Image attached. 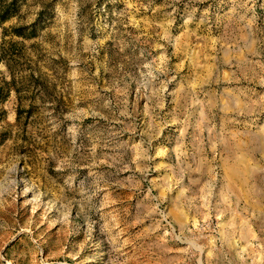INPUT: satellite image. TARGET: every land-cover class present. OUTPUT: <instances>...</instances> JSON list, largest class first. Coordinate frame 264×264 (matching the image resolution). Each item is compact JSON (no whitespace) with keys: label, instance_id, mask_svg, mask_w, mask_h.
<instances>
[{"label":"rangeland","instance_id":"1","mask_svg":"<svg viewBox=\"0 0 264 264\" xmlns=\"http://www.w3.org/2000/svg\"><path fill=\"white\" fill-rule=\"evenodd\" d=\"M13 1L0 264H264V0Z\"/></svg>","mask_w":264,"mask_h":264},{"label":"trees","instance_id":"2","mask_svg":"<svg viewBox=\"0 0 264 264\" xmlns=\"http://www.w3.org/2000/svg\"><path fill=\"white\" fill-rule=\"evenodd\" d=\"M13 3H14V1L10 0L5 6L4 5L0 6V24L12 15V11H11L12 9H10V8L13 7ZM19 30H20L19 27L11 28L10 33H12L14 36H21V33ZM4 32L5 31L3 30V33ZM12 46H13V44H12ZM3 58H5L4 53L2 50H0V63L2 62Z\"/></svg>","mask_w":264,"mask_h":264},{"label":"crops","instance_id":"3","mask_svg":"<svg viewBox=\"0 0 264 264\" xmlns=\"http://www.w3.org/2000/svg\"><path fill=\"white\" fill-rule=\"evenodd\" d=\"M253 91L258 94L260 93L261 94V97L264 96V89H253Z\"/></svg>","mask_w":264,"mask_h":264}]
</instances>
